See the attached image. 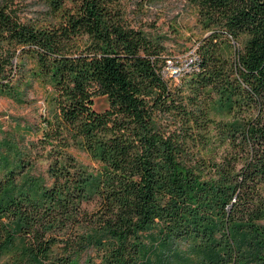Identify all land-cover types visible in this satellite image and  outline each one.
<instances>
[{
    "label": "trees",
    "instance_id": "obj_1",
    "mask_svg": "<svg viewBox=\"0 0 264 264\" xmlns=\"http://www.w3.org/2000/svg\"><path fill=\"white\" fill-rule=\"evenodd\" d=\"M65 1L0 5V96L51 89L35 140L0 139V264H264V0H187L178 81L120 0Z\"/></svg>",
    "mask_w": 264,
    "mask_h": 264
},
{
    "label": "rangeland",
    "instance_id": "obj_2",
    "mask_svg": "<svg viewBox=\"0 0 264 264\" xmlns=\"http://www.w3.org/2000/svg\"><path fill=\"white\" fill-rule=\"evenodd\" d=\"M7 4L25 22L48 23L53 20L49 0H0ZM70 0L65 1L71 7ZM119 10L127 24L142 28L153 35L162 36L168 67L167 77L178 81L195 60L197 41L204 35L197 21L196 10L187 0H120ZM29 62V66H32ZM51 91L40 82H34L24 90L21 101L0 96V139L12 135L17 129L22 141H33L38 136L34 130L42 116L48 114L47 98ZM109 107L104 97L95 100V110L102 112ZM21 141V142H22ZM84 164L93 165L86 154L72 150ZM40 169H46L41 163Z\"/></svg>",
    "mask_w": 264,
    "mask_h": 264
}]
</instances>
